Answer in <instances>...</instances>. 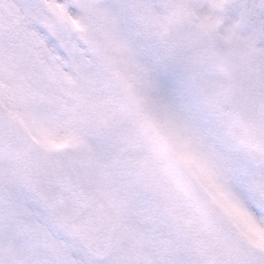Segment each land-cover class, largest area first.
Listing matches in <instances>:
<instances>
[{
  "label": "rangeland",
  "instance_id": "obj_1",
  "mask_svg": "<svg viewBox=\"0 0 264 264\" xmlns=\"http://www.w3.org/2000/svg\"><path fill=\"white\" fill-rule=\"evenodd\" d=\"M251 38L264 89V0H0L1 106L42 151L89 157L118 217L99 260L64 229L75 205L47 210L0 152V264H202L198 220L163 148L264 252V158L234 120L211 51Z\"/></svg>",
  "mask_w": 264,
  "mask_h": 264
},
{
  "label": "water",
  "instance_id": "obj_2",
  "mask_svg": "<svg viewBox=\"0 0 264 264\" xmlns=\"http://www.w3.org/2000/svg\"><path fill=\"white\" fill-rule=\"evenodd\" d=\"M217 68L228 78L226 93L249 146L264 155V93L257 82V65L249 45L233 42L228 52L215 44ZM0 108V150L10 155L20 176L45 206L54 210L66 197L80 213L66 223L98 258H106L115 243L116 221L110 207L87 180L85 158L75 150L49 154L35 147L28 137L17 134L13 123ZM167 172L199 218L204 239L205 264H264V256L244 245L211 207L197 183L180 162L169 157Z\"/></svg>",
  "mask_w": 264,
  "mask_h": 264
}]
</instances>
